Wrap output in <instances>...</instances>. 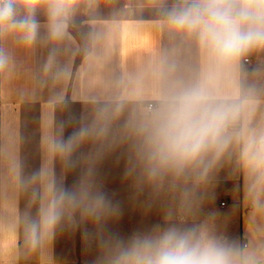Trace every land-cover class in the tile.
<instances>
[{
	"label": "crops",
	"instance_id": "obj_1",
	"mask_svg": "<svg viewBox=\"0 0 264 264\" xmlns=\"http://www.w3.org/2000/svg\"><path fill=\"white\" fill-rule=\"evenodd\" d=\"M176 2L78 0L58 44L47 39L42 9L36 13L40 28L30 48L12 37L0 42L11 57L0 72V264H99L101 241L128 240L171 225L210 226L213 235L247 241V248L258 251L248 234L252 184L241 163L242 143L230 145L194 200L183 196V184L153 191L126 175L134 164L123 127L127 113L113 124L102 158L89 165L94 189L106 192L116 210L96 223L78 215L76 224L65 223L44 249L29 252L24 246L20 217L35 206L29 209L13 169L18 165L21 175H27L43 166L50 119L53 134L63 122L66 136L134 87L150 95L204 70L206 53L196 38L168 24L165 10ZM230 75L241 95L255 102L250 126H258L264 122V50L249 52ZM80 152L94 155L93 145L85 144ZM84 168L54 163L57 179L63 177L69 186L79 182Z\"/></svg>",
	"mask_w": 264,
	"mask_h": 264
},
{
	"label": "clouds",
	"instance_id": "obj_2",
	"mask_svg": "<svg viewBox=\"0 0 264 264\" xmlns=\"http://www.w3.org/2000/svg\"><path fill=\"white\" fill-rule=\"evenodd\" d=\"M78 0H0V42L9 37L30 48L40 24L36 13L47 17V39L63 40L68 20ZM175 31L194 36L206 53V65L192 80L172 82L145 95L134 87L114 103L100 107L91 123L64 135L44 137L47 158L43 166L15 181L29 198V209L20 217L24 246L29 252L48 247L65 223L77 216L90 223L116 209L106 192L94 189L89 166L108 146L113 124L125 113L124 129L131 140L133 167L126 171L134 182L153 191L183 184V196L196 198L222 156L233 142L242 143L241 163L258 193L264 188V122L251 127L255 102L241 95L230 74L253 50H264V0H177L165 10ZM8 51L0 46V72L9 67ZM92 144L93 154L80 149ZM65 169L85 165L82 178L69 186L57 179L54 163ZM138 174L134 175V173ZM191 181V186L188 182ZM15 243V236L12 237ZM99 264H264V251L212 234L210 226L156 227L128 240L101 241Z\"/></svg>",
	"mask_w": 264,
	"mask_h": 264
},
{
	"label": "rangeland",
	"instance_id": "obj_3",
	"mask_svg": "<svg viewBox=\"0 0 264 264\" xmlns=\"http://www.w3.org/2000/svg\"><path fill=\"white\" fill-rule=\"evenodd\" d=\"M253 184V179L248 177ZM252 223L248 225L251 246L259 252L264 251V188L255 193L252 188Z\"/></svg>",
	"mask_w": 264,
	"mask_h": 264
},
{
	"label": "built area",
	"instance_id": "obj_4",
	"mask_svg": "<svg viewBox=\"0 0 264 264\" xmlns=\"http://www.w3.org/2000/svg\"><path fill=\"white\" fill-rule=\"evenodd\" d=\"M249 59L247 58V59H245V61H248ZM227 203V201L225 200V201H223L222 202V205H225ZM245 246H247L248 245V243H247V241H244V243H243Z\"/></svg>",
	"mask_w": 264,
	"mask_h": 264
}]
</instances>
